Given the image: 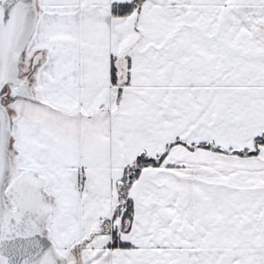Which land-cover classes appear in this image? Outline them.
<instances>
[{
  "label": "snow or ice",
  "instance_id": "snow-or-ice-1",
  "mask_svg": "<svg viewBox=\"0 0 264 264\" xmlns=\"http://www.w3.org/2000/svg\"><path fill=\"white\" fill-rule=\"evenodd\" d=\"M0 264H264V0H0Z\"/></svg>",
  "mask_w": 264,
  "mask_h": 264
}]
</instances>
